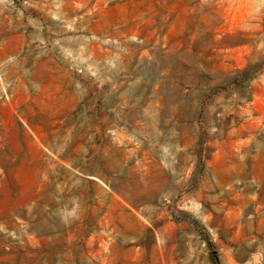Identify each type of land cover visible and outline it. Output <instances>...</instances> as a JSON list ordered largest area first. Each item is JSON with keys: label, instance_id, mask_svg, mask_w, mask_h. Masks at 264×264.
I'll return each instance as SVG.
<instances>
[{"label": "rangeland", "instance_id": "1", "mask_svg": "<svg viewBox=\"0 0 264 264\" xmlns=\"http://www.w3.org/2000/svg\"><path fill=\"white\" fill-rule=\"evenodd\" d=\"M244 241L264 264V0H0V264Z\"/></svg>", "mask_w": 264, "mask_h": 264}, {"label": "crops", "instance_id": "2", "mask_svg": "<svg viewBox=\"0 0 264 264\" xmlns=\"http://www.w3.org/2000/svg\"><path fill=\"white\" fill-rule=\"evenodd\" d=\"M252 243L253 242H250L249 246H248V242L244 241V245L241 248V250L235 252V254L237 255V257H236V263L237 264H248L249 261H247V254L249 255L248 258L250 260H252L255 257V254L258 250V247H256V244H252ZM226 261L228 262V264L230 263V259L226 260ZM251 263H252V261H251Z\"/></svg>", "mask_w": 264, "mask_h": 264}]
</instances>
